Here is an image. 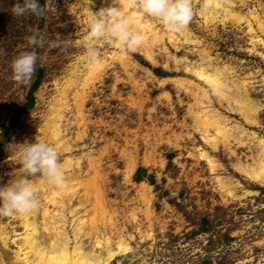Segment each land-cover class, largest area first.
<instances>
[{"label": "rangeland", "instance_id": "1", "mask_svg": "<svg viewBox=\"0 0 264 264\" xmlns=\"http://www.w3.org/2000/svg\"><path fill=\"white\" fill-rule=\"evenodd\" d=\"M15 2L0 0V185L24 174L18 145L42 139L55 146L69 181L67 191L57 189L71 200L64 212L67 234L72 237V220L79 216L97 221L112 242L121 238L129 246L108 264H264V184L237 169L250 168L258 140L264 145V0H221L240 19L218 10L207 23L199 14L203 0H190L185 29L191 40L173 32L174 43L158 21L137 9L162 40L149 56L142 43L122 49L95 42L105 66L85 83L83 37L89 11L95 13L101 0L89 9L85 0H39L41 16H13ZM33 32L43 37L39 45L28 44ZM22 51L37 55L26 83L14 81L10 67ZM184 51L191 65L221 72L230 86L226 99L175 62ZM40 72L33 106L7 130ZM62 92L58 145L50 131ZM238 97L251 105L244 115L233 109ZM202 108L231 128L227 144L213 147L202 139L194 117ZM200 152L214 160L213 170ZM139 169L145 172L137 181ZM29 179L45 182L39 174ZM19 217H0V235H8L5 246L0 236V264H19L11 242L22 232Z\"/></svg>", "mask_w": 264, "mask_h": 264}, {"label": "bare ground", "instance_id": "2", "mask_svg": "<svg viewBox=\"0 0 264 264\" xmlns=\"http://www.w3.org/2000/svg\"><path fill=\"white\" fill-rule=\"evenodd\" d=\"M85 1L87 2V0ZM94 1L95 0H91L89 4L87 2V9L91 8ZM119 2L122 6V10L128 16L131 28L142 34V44L145 46L144 49L147 56H149L151 54V46L162 40V37H164L163 33L161 34L155 29L151 19H147L137 12V8L132 5L131 0H119ZM203 2L206 8L201 10L199 14L204 18L205 23L212 21L215 18L214 14H217L218 10H222L221 12H224L229 17L235 16L236 19H240L237 15H233L230 10L224 9L221 5V0H203ZM107 5H109L107 0H103V2L101 0L100 8L107 7ZM256 22L262 28L258 19H256ZM250 30L251 27L249 26V31ZM179 33L184 41L191 40L190 34L187 33L185 28L179 31ZM166 36L172 43L178 40L177 35L172 31H167ZM113 54L115 55L116 53ZM188 54V51H184V53H181L178 57L174 58L175 62L179 63L185 72H189L196 79L207 85L212 93L218 98L226 99L228 97L227 92L230 90V86L225 77L221 75V72L216 67H211V70L208 71L207 67H204L201 64L196 66L191 65L190 62H188ZM110 56V58H113V55ZM118 56L123 58V53L118 54ZM84 59L85 56L80 58V60ZM85 61L87 62L88 70L85 72L84 78H82L84 83L86 80H91V77H94L96 74L103 71L105 66V60L100 61L98 59L99 62L95 66H89L87 58ZM208 66H210V63H208ZM230 84L234 87L237 86L233 83ZM62 93L63 94H61V97L58 99L59 106L58 110H56L57 112L55 111L56 114L53 118L54 121L51 120L52 129L50 131L51 138L58 145H60L61 142H59L60 130L57 122L61 118V110L66 106L65 101H63L65 98L64 92ZM201 96L206 97L204 90H201ZM232 102L236 104L233 109L238 110L242 115L250 110L249 107L251 105H249L243 97H238L237 99L232 98ZM194 117L202 128V139L213 147H216L218 142L225 145L229 142L230 138H233L231 128L226 127V124L221 118L215 117L214 114H210L207 110H204V108L196 112ZM234 128L243 133L238 126H234ZM210 129L212 130V133H209ZM237 142L241 143L240 140ZM258 142L260 147L253 158L252 166L247 168V165H240L237 166V169L241 170V172H243L242 174L248 175L257 182L264 184V145L262 146V141L258 140ZM61 149L67 150L68 148L63 147ZM199 156L206 159L211 170L214 169L216 165L212 158L208 157L205 152H200ZM68 182L69 181L64 180V187L58 190H62L63 192L67 191V186L69 185L67 184ZM34 185L37 188L39 206L30 214L20 215L19 217V226L22 228V232L16 234V237L11 240L16 246V250L12 255L14 261H17L19 264H85V254L89 253L95 259L96 264H108V262L116 256L123 255L129 251L130 248L123 239L118 238L115 242H112L108 236H105L106 234L99 231L100 228H98L96 224L97 221H84L79 216H75L76 218H72L73 220L70 219L74 225V228H72V237H70L68 235L69 233L67 234L68 231H65L66 215L64 214L70 197L67 195L69 200L62 198V193H58L57 189L56 192L54 187L48 185L46 182H39ZM48 205L52 208L49 209ZM74 211V208H72L67 212L69 214H75ZM0 236L1 241L5 246L8 235L3 232Z\"/></svg>", "mask_w": 264, "mask_h": 264}, {"label": "clouds", "instance_id": "3", "mask_svg": "<svg viewBox=\"0 0 264 264\" xmlns=\"http://www.w3.org/2000/svg\"><path fill=\"white\" fill-rule=\"evenodd\" d=\"M87 2L89 4L91 0ZM131 3L140 12L158 21L166 31H181L191 17L190 0H131ZM10 11L13 16L27 13L41 16L44 9L39 0H16ZM90 15L83 37L89 66L99 62L94 47L97 41L115 43L122 49L135 48L142 43V34L131 28L119 0H109V6L101 7L95 13L90 12ZM42 40L43 37L37 32L27 37L29 45H39ZM36 60L35 51L20 52L10 64L12 79L26 83L35 70ZM18 146L15 155L24 174L0 185V217L30 214L39 206L37 188L29 177L39 174L48 185L56 189L64 187V172L54 145L35 139V142ZM84 260L85 264H96L89 253L85 254Z\"/></svg>", "mask_w": 264, "mask_h": 264}, {"label": "trees", "instance_id": "4", "mask_svg": "<svg viewBox=\"0 0 264 264\" xmlns=\"http://www.w3.org/2000/svg\"><path fill=\"white\" fill-rule=\"evenodd\" d=\"M41 76H42V72H40L35 80V82L33 83V85L31 86L28 94H27V98H26V102L17 110L16 112V116L14 118V121H10L9 122V126L7 128V130H12L15 126V124L17 123V118L20 117L24 112H26L27 110H29L33 104H34V90L39 86L40 84V80H41ZM142 172H145V169H139L137 170V172L135 173V180H139L142 178ZM151 181V180H150ZM152 182V181H151Z\"/></svg>", "mask_w": 264, "mask_h": 264}]
</instances>
